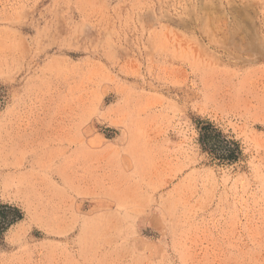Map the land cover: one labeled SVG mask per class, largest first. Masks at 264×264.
<instances>
[{"label":"rangeland","instance_id":"1","mask_svg":"<svg viewBox=\"0 0 264 264\" xmlns=\"http://www.w3.org/2000/svg\"><path fill=\"white\" fill-rule=\"evenodd\" d=\"M0 264H264V0H0Z\"/></svg>","mask_w":264,"mask_h":264},{"label":"bare ground","instance_id":"2","mask_svg":"<svg viewBox=\"0 0 264 264\" xmlns=\"http://www.w3.org/2000/svg\"><path fill=\"white\" fill-rule=\"evenodd\" d=\"M212 5V4H211ZM206 8H208V7H206ZM212 10V9H211ZM209 18V17H208ZM218 19V18H217ZM223 21V20H222ZM214 27V26H213Z\"/></svg>","mask_w":264,"mask_h":264}]
</instances>
